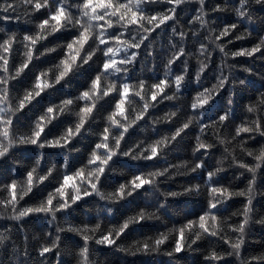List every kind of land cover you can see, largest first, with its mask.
<instances>
[{
	"label": "snow or ice",
	"instance_id": "6c2138e0",
	"mask_svg": "<svg viewBox=\"0 0 264 264\" xmlns=\"http://www.w3.org/2000/svg\"><path fill=\"white\" fill-rule=\"evenodd\" d=\"M24 5H30L32 12L46 10L47 18L41 20L36 25V30L32 33H25L18 37L16 33H10L0 40V158H5L9 152L19 145L30 144L39 149L61 148L71 150L72 141L82 136L84 132L90 131L91 124L95 121V114L104 103L115 101L114 108L107 116L103 117L105 127L101 132L92 133L97 136L98 142L94 144L88 155L86 162L77 168L74 172L70 170V162L64 158L60 165L62 169L61 178L58 186L48 192L44 199L40 200L35 206L17 208L21 201L33 193L34 189H40L45 182L55 179V173L58 171L57 164L51 166L45 165L41 168L43 154L35 160L34 166L30 168L23 176L22 180L13 179L9 184L0 185V192H6L7 195L0 198V206L11 207L15 213L10 219L21 221L23 218L32 214L43 213L50 216L49 224L56 220L57 213L68 210L72 205L83 200L85 197L96 196L101 201H108L110 204H116L120 201H126L133 197L138 190L149 188H158L159 177L168 175L169 168L180 169L187 168V161L180 164H169L163 169H156L149 172H139L131 177L125 183L119 186L111 193H105L100 190L102 177L111 170L114 158L120 156L129 157L131 160L153 161L159 160L165 151L178 139H183L193 126L199 128V133L195 137V146L192 149L193 155L201 153L202 156L209 155V150L215 147L214 144L207 143L202 138L209 129L212 130L216 141L221 145L228 142L221 138V129L225 122L233 117L231 107L219 113L215 118H208V122L203 120V112L208 107L215 104L222 94V90L228 84H235L232 80V70L235 65L227 63L229 55L232 57H254L255 54L264 55V36H261L259 42L253 47L242 48L238 51L229 52L227 45L221 41L222 37H227L234 30L238 29V23L225 25L219 31L218 35H212L214 29H209V35L205 38L208 43L201 42L197 53L203 59H198L197 68L194 77L189 69V60L186 56L193 54L186 51L183 41L188 33L178 31L172 26L173 36L180 38V44L171 43L173 51L166 59L164 64L163 79L156 83H149L139 79L132 82L128 76L131 67L137 63L141 57L142 51L151 56V44L148 43L153 34L162 26L167 27L169 21H177V8L181 5L191 3L193 0H164L165 3L172 5L165 12L149 14L145 5L158 3L160 0H22ZM199 4L197 15L192 18L198 21L201 27H207L208 20L206 11V0H195ZM264 4V0H239L238 6H233L231 10L238 19H247L250 23L251 12L249 8L252 3ZM9 9H14L13 4L6 6L0 4V10L5 13ZM76 10V14L73 13ZM229 10L227 0L224 5H216L211 9L213 12H224ZM19 19V17H16ZM4 19H12L5 16ZM192 21H189L191 23ZM68 29H74L77 35L73 36L71 41L66 44H57L53 47H44L41 51L38 45H43L50 36L64 32ZM255 30V29H253ZM3 31V29H0ZM127 34V35H126ZM247 30L236 36V40H243L250 35ZM195 36L196 33L192 32ZM231 44L233 41L228 40ZM14 45H21L23 52L20 53L21 60L16 64L15 56L17 49ZM210 46H214L222 54L221 64L218 66V75L215 76V83L210 87H203L202 79L206 76V70L212 63V52ZM63 49L64 54L61 59L52 67L40 70L34 74L32 84L24 89L23 95L13 96V81L19 82L21 77L30 71V65L38 61L41 57L57 52ZM123 53L121 56L120 54ZM102 57V63L97 67L95 76L90 78L87 88L81 91L77 96H66L59 103L48 104L28 127V130L19 133L16 128V121L21 114L29 110L35 111L36 106L40 105L45 97L51 95L52 91H59L57 85L63 87L62 81H66L70 76L79 72L86 65L91 67L95 64L97 55ZM119 57V58H118ZM181 64L179 72L174 71V66ZM227 69V74L225 73ZM245 72H252L251 68H243ZM121 74L123 79L117 76ZM195 79L201 86V91L196 92L188 105L195 115H188L174 127V130L165 135H160L158 139L145 144L139 141L124 150L123 142L127 134L134 126H139L141 121L149 117L150 109L155 108L157 104L167 101H179L182 98V90L185 89L187 82ZM245 80H240L239 84H245ZM168 91H172L169 95ZM119 97L116 99V97ZM138 98V100H137ZM232 99H228V105L232 104ZM77 105H80L77 107ZM75 112H73V110ZM245 111L251 114L246 117L235 129V139L242 133H259L264 137V92H260L254 101L245 106ZM182 109L176 105L175 111L164 114L163 117L153 119V125L161 123H172L180 119ZM75 115V120L69 123L59 136L52 139L48 138L46 131L54 122L60 121L63 117ZM249 140L254 136H249ZM246 141L241 140L238 145L241 156L235 155V149L225 147L227 153L225 159L231 158L234 165L251 174L245 190L234 191L230 187L217 186L215 177L225 171L222 166L223 161L217 160L214 170H207L204 160L200 159L190 168L191 173L199 172L201 176L206 174L203 187L207 188L208 199L206 206L201 214L194 219L187 220L184 224L174 226L166 232H159L153 237H147L143 240H137L128 248L120 247V251H127L135 255L136 253L159 252L161 247L166 245L169 240L174 241V247L166 255L172 257L182 253L186 249L191 250L192 245L203 238H219L224 244H227L232 251L219 252L216 247H211L204 257L206 264H217L223 261L226 256H240V250L245 243V234L252 223L264 226V217L253 219L255 216V185L258 172L264 168V146L259 150H253L246 147ZM203 150V151H202ZM251 157L255 163L246 162L243 157ZM43 173V174H41ZM178 175L181 173L177 171ZM241 176L244 172L240 173ZM201 184H192L185 187L183 192H163L162 203L155 211H148L146 208H140L131 216L125 217L117 224H111L106 228L101 223L95 225H85L83 228L70 226L67 229L56 228L55 239L50 245L44 244L39 250V255L44 257L46 254L57 249L61 242L60 233L64 231L73 232L81 236L83 246L79 248L77 264H96L92 257L89 247V241L94 240L97 245H106L117 247V242L126 235L132 227L141 225L149 220H160L159 211L166 206L169 197L182 196L188 193H200ZM234 196H246L247 202L239 212L232 216H242L239 223H231V217L223 218L216 214V209L222 207ZM112 212V208H108ZM8 230L6 229L5 232ZM231 233H236L237 238L233 241ZM9 236L0 232V248L5 246ZM264 264V256L252 257L243 260L242 264Z\"/></svg>",
	"mask_w": 264,
	"mask_h": 264
},
{
	"label": "trees",
	"instance_id": "16d2710c",
	"mask_svg": "<svg viewBox=\"0 0 264 264\" xmlns=\"http://www.w3.org/2000/svg\"><path fill=\"white\" fill-rule=\"evenodd\" d=\"M229 10L224 12L211 11L216 5H224L225 0H206L207 27H201L198 21H193L192 18L197 15L199 4L193 0L191 3L181 5L177 8V21H169L168 26H162L152 36L148 42L151 44L152 55L149 56L142 51L141 57L138 58L128 76L132 82L139 79L149 83H156L159 79H163L164 64L166 59L171 54L173 49L171 43H181L178 36H173L172 26H175L178 31L188 33L185 37L183 46L186 51L192 53V56H186L184 59L189 60V69L194 77L198 66V59H203L197 53V49L201 42L208 43L205 39L209 35V29H214L212 35H218L219 31L232 23H238V29L234 30L227 37H222L221 41L227 45L226 50L229 52L238 51L242 48H251L259 42L261 36H264V4H251L249 11L251 12V23L247 19H238L235 13L231 10L233 6H238L239 0H227ZM0 4H13L14 9H9L8 13L0 10V40L6 38L10 33H16L18 37H22L25 33H32L36 30V25L43 19L47 18L46 10L42 9L39 12H32L30 5H24L22 0H0ZM172 7L160 0L158 3L145 5L146 11L149 14L165 12ZM76 14V10H72ZM5 16H10L12 19H4ZM16 17H19L17 19ZM189 21H192L189 23ZM255 29V30H253ZM251 33L243 40H236L235 37L245 31ZM195 32L196 35H191ZM77 35L74 29H68L64 32L50 36L43 45H38L42 51L44 47H53L57 44H66L71 41L73 36ZM127 35V34H126ZM231 39L233 43L229 44ZM17 49L15 63L19 64L21 60L20 53L23 52L21 45H14ZM212 52V63L206 70V76L202 79L203 87H210L215 83V76L218 75V66L222 61V54L210 46ZM64 50L58 49L57 52L41 57L38 61H34L30 65V71L21 77L19 82L13 81L12 88L13 96L23 95L24 89L28 88L34 79V74L40 70L48 69L54 66L63 56ZM121 56L123 53L120 54ZM119 58V57H118ZM227 63L235 65L232 70V80L235 84H228L222 90V94L217 99L216 103L207 108L203 112L204 122H208V118H215L219 113H222L227 108L233 110V117L225 122V126L221 129V138L226 140V145H221L216 141L212 130L202 137L205 142L214 144L215 147L209 150V155L202 156L201 153L193 155L192 149L195 146V137L199 133V128L193 126L188 134L183 139H178L173 145L165 151L164 155L159 160L153 161H134L129 157L120 156L114 158L115 162L112 168L107 172L105 177H102V185L100 190L105 193L113 192L121 183H125L132 176L139 172H149L156 169H163L169 164H180L187 161V168L173 169L169 168L168 176L159 177L158 188L152 189L145 186L144 189L138 190L133 197H129L126 201H120L116 204H110L108 201H101L96 196L85 197L83 200L72 205L68 210L57 213L56 220L53 224H49L50 216L43 213L32 214L23 218L21 221L10 219L15 213L11 207L5 208L0 206V232L9 236L5 246L0 248V264H77L78 250L83 246V240L80 235L64 231L60 233L61 242L58 250L53 249L52 252L44 257L39 255V250L42 245H50L55 239L56 228L67 229L70 226L83 228L85 225H95L101 223L103 227L121 222L125 217L131 216L140 208H146L148 211H155L159 204L164 202L161 193L163 192H183L185 187L192 184H201L200 193H188L182 196L169 197L164 208H161L159 214L160 220H149L141 225L132 227L126 235L117 242V247H109L106 245H97L94 240L89 241L92 259L96 264H206L204 257L207 255L211 247H216L219 252H230L232 249L224 244L219 238H203L192 245V249H186L182 253L175 256L166 255L174 247V241L169 240L166 245L161 247L159 252L136 253L135 255L127 251H120L119 248H128L137 240H143L147 237H153L159 232H166L174 226L184 224L189 219L196 218L201 214L206 206L208 199L207 188L203 187L206 174L201 176L199 172L191 173L190 168L204 160L207 170H214L217 165V160H222V166L225 171L219 173L215 180L217 186L230 187L234 191L245 190L248 180L251 179V174L234 165L231 158L225 159L227 153L224 152L225 147L235 149V155L241 156L238 145L241 140L246 141V147L253 150H259L264 146V137L259 133H242L240 137H235V129L246 118L250 117L245 111V106L251 101H254L260 92H264V55L261 53L255 54L254 57H232L224 58ZM95 64L91 67L86 65L79 72L70 76L66 81H62L63 87L57 85L59 91H52L51 95L45 97L40 105L36 106V110H29L19 116L16 121V128L19 133L26 132L31 123V120L36 118L40 112L48 104L59 103L66 96H77L81 91L85 90L90 82V78L95 76L97 67L102 63V57L98 54L95 57ZM181 64L174 66V71L179 72ZM251 68L252 72H245L243 68ZM227 69L225 73L227 74ZM118 77L123 79L121 74ZM240 80H245L243 85L239 84ZM201 86L196 83L193 78L187 82L185 89L182 90V98L179 101H167L157 104L155 108L150 109L149 117L141 121L139 126H134L130 129L129 134L123 142L124 150L139 141H144L145 144L151 143L159 138L160 135L169 134L178 126L188 115H195L188 105L191 103L192 97L196 92L201 91ZM171 95L172 91H168ZM119 97L117 96L116 99ZM232 99V104L228 105V99ZM138 100V98H137ZM99 107V111L95 114V121L91 124L90 131L74 141L72 147L68 149L61 148H45L39 149L34 145L24 144L12 149L5 158H0V185L9 184L11 180H22L26 172L34 166L35 160L43 154L41 168L45 165L51 166L56 163L58 171L54 174L55 179L50 182H45L40 189H34L33 193L25 197L23 201L17 205V208L35 206L40 200L44 199L48 192L58 186V181L61 178L62 169L60 165L64 158L70 162V170L74 172L80 168L87 160L92 147L97 140V136L92 133L101 132L105 127L103 117L107 116L114 108L115 101L104 103ZM176 105L182 109L180 119L176 124L161 123L153 125V119L163 117L165 113L176 110ZM80 105H77L79 107ZM76 109L73 110L75 112ZM75 120V115L63 117L60 121L54 122L46 130L48 138L52 139L59 136L63 129ZM249 136H254V139L249 140ZM203 151V150H202ZM243 159L248 163H255L251 157L244 156ZM177 171L187 173L184 175L176 174ZM244 172L241 176L240 173ZM43 174V173H41ZM6 192H0V198L6 196ZM247 202L246 196H234L226 202L222 207L216 209V214L220 217H231V223H239L242 221V216H232L233 213L239 212L243 205ZM255 216L253 219L264 217V168L257 174L255 185ZM112 208V212H108V208ZM8 230L5 232V230ZM236 233H231L233 241L237 238ZM245 243L240 250V256H226L223 261L217 264H242L243 260H248L252 257L264 256V226L252 223L249 225L245 234ZM256 264V262H253Z\"/></svg>",
	"mask_w": 264,
	"mask_h": 264
}]
</instances>
